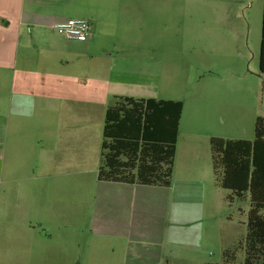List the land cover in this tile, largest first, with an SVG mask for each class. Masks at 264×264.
<instances>
[{
	"label": "rangeland",
	"instance_id": "1",
	"mask_svg": "<svg viewBox=\"0 0 264 264\" xmlns=\"http://www.w3.org/2000/svg\"><path fill=\"white\" fill-rule=\"evenodd\" d=\"M75 13L74 18H86L80 9ZM262 15L263 0H154L148 21L141 17L134 32L120 35L118 42L108 40L110 46L124 48L126 61H137L129 68L149 72L139 80L156 87L155 99L184 103L182 131L197 134L203 153L196 176L188 178L204 193L199 253L182 247L181 258L171 253L162 264H195L200 257L222 263L228 249H235V263L243 264L244 251L237 247L244 245L247 231L240 222H246L249 199H237L219 186L210 144L202 135L254 139L256 120L264 118V74L259 70ZM114 103L110 96L91 99L84 130L54 131V146L44 139L40 164L45 174L28 189L25 186L30 223L12 224L14 208L7 218L0 212V264H125L130 237L118 233L121 227L104 224L100 214L102 131L105 112ZM73 116L62 108V122H71ZM184 149L180 142L173 179L182 176L178 169ZM12 150L8 144L6 155ZM174 224L170 220L169 229H175ZM33 230L37 236L32 241L17 240ZM232 233L238 240L243 236L231 246L227 239Z\"/></svg>",
	"mask_w": 264,
	"mask_h": 264
},
{
	"label": "crops",
	"instance_id": "2",
	"mask_svg": "<svg viewBox=\"0 0 264 264\" xmlns=\"http://www.w3.org/2000/svg\"><path fill=\"white\" fill-rule=\"evenodd\" d=\"M152 3L154 0H0V212L7 218L16 209L12 224L25 227L30 223L27 189L45 174L40 153L45 141L54 146V131L84 130L86 105L93 98L156 97V87L139 80L149 72L129 68L137 63L131 58L126 67L124 48L108 44L109 38L118 42L120 35L134 32L141 17L148 21ZM76 9L86 18H74ZM70 19L90 20L92 38L68 40L55 29L56 23ZM62 108L74 115L71 122H62ZM182 119L183 113L170 187L101 181L103 223L121 227L118 233L129 235L127 249L130 245L159 248V264L171 253L175 259L181 258L182 247L198 254L203 238L198 222L203 216L204 193L198 183L188 180L196 176L203 153L197 134L183 133ZM203 137L209 144L211 138H221ZM180 142L185 145L178 169L182 176L173 179ZM8 144L13 149L11 156L6 155ZM139 209L143 214L137 215ZM186 214L194 218L180 220ZM170 220L175 223L173 230ZM240 223L247 231V217ZM36 236L33 230L17 240L28 242ZM240 240L233 233L227 239L231 246ZM194 262L210 263L202 257Z\"/></svg>",
	"mask_w": 264,
	"mask_h": 264
},
{
	"label": "trees",
	"instance_id": "3",
	"mask_svg": "<svg viewBox=\"0 0 264 264\" xmlns=\"http://www.w3.org/2000/svg\"><path fill=\"white\" fill-rule=\"evenodd\" d=\"M259 70L264 74V1ZM183 109L179 100L116 97L105 113L98 179L170 187ZM210 146L219 186L237 199H249L247 233L237 247L244 251L243 264H264V118H257L253 140L214 137ZM235 254L228 249L222 263L207 264H236ZM159 260V248L130 245L125 264Z\"/></svg>",
	"mask_w": 264,
	"mask_h": 264
},
{
	"label": "built area",
	"instance_id": "4",
	"mask_svg": "<svg viewBox=\"0 0 264 264\" xmlns=\"http://www.w3.org/2000/svg\"><path fill=\"white\" fill-rule=\"evenodd\" d=\"M55 29L68 40H89L93 36V25L87 19H70L58 22Z\"/></svg>",
	"mask_w": 264,
	"mask_h": 264
}]
</instances>
